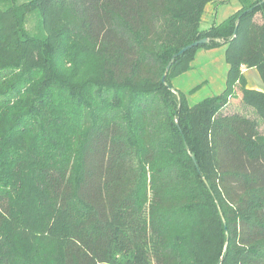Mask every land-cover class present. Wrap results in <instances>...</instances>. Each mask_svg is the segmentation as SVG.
I'll list each match as a JSON object with an SVG mask.
<instances>
[{
    "label": "trees",
    "instance_id": "16d2710c",
    "mask_svg": "<svg viewBox=\"0 0 264 264\" xmlns=\"http://www.w3.org/2000/svg\"><path fill=\"white\" fill-rule=\"evenodd\" d=\"M216 1L0 0V264L30 173L56 264H264V91L241 73L264 84V0L202 29ZM222 47L223 91L191 104L177 69Z\"/></svg>",
    "mask_w": 264,
    "mask_h": 264
},
{
    "label": "rangeland",
    "instance_id": "374dc122",
    "mask_svg": "<svg viewBox=\"0 0 264 264\" xmlns=\"http://www.w3.org/2000/svg\"><path fill=\"white\" fill-rule=\"evenodd\" d=\"M30 1L32 0H18L19 4ZM238 2L240 0H226V2L216 4L219 7L218 23L235 12ZM256 21L261 23V18L257 16ZM210 25L203 21L201 28L207 29ZM38 27L39 21L36 13L28 15L27 31L31 35H38ZM225 65L226 63L221 57H218V54H198L192 63L193 68L190 72L185 73L182 70L183 66L177 69V76L173 79V85L176 89L186 93L191 104L199 103L222 92L227 72V68L223 69ZM248 75L250 77L256 75L257 77L254 71ZM254 82V85H259L258 80ZM239 105L238 101L233 102L231 110H238ZM24 182L21 191L25 201L20 207L18 223L8 234L10 242L7 244L9 247L6 248L5 252V259H7L5 264H56L59 255L58 240L55 238L47 239L46 242L37 244V239L34 236V229L37 228L38 221L43 219V215L48 216L51 210L44 200V204L41 202V210L37 209L39 205L38 198L40 199V197L31 173L25 176ZM11 243L16 250L10 248ZM24 248L25 250L28 249V251H25ZM13 251H16V254Z\"/></svg>",
    "mask_w": 264,
    "mask_h": 264
},
{
    "label": "crops",
    "instance_id": "0c3cea01",
    "mask_svg": "<svg viewBox=\"0 0 264 264\" xmlns=\"http://www.w3.org/2000/svg\"><path fill=\"white\" fill-rule=\"evenodd\" d=\"M223 2H226V0L223 1ZM218 3H222V1L221 0H217L215 3L209 4L206 7V11H205V14H204V17H203L202 22L204 21V22H206L208 24H211V25L214 24V23L219 24L218 23V20H217V16H218V12H219V7H217V5H216ZM241 7H242L241 2H238L237 3V7H236L234 13L238 12L241 9ZM233 14H231V15H233ZM227 18H225L224 20H226ZM201 53L202 54H212V55H217L218 54V57H221V59H223L224 62H225V48L224 47L218 48V49H213V50H204V49H201V50L198 51L197 55L198 54H201ZM225 66H227V67H225ZM225 66L223 67V69L227 68V72H228V65L226 64ZM253 71L256 72L257 77H256V75H254L253 77H250L248 75L249 73H251ZM227 72H226V76H227ZM241 73L243 74V76L246 79L247 89H254V90H258V91H264V84L261 81L260 76H259V73H258V71L256 69H248L246 66H242ZM255 80H258L259 81V85H254V83H255L254 81ZM225 81H226V79H225ZM239 108L241 110H243V111L246 110V108H243L241 104L239 105ZM247 112H249V110Z\"/></svg>",
    "mask_w": 264,
    "mask_h": 264
},
{
    "label": "water",
    "instance_id": "95a60500",
    "mask_svg": "<svg viewBox=\"0 0 264 264\" xmlns=\"http://www.w3.org/2000/svg\"><path fill=\"white\" fill-rule=\"evenodd\" d=\"M237 28H238V26L236 27V30H237ZM209 41H210L209 39H203V40H200V41L194 43L193 45H191V46L185 48L184 50H182V51H181L180 53H178L177 55H175V56L171 59L169 65H168L167 68H166L165 74H164V76H163V83H166L165 81H166L167 74L169 73V71H170L172 65L174 64V62H175V60H176V58H177L178 56L185 54V52H187V51L190 50L191 48H196V47H199V46H201V45L207 44ZM205 183H206V182H205Z\"/></svg>",
    "mask_w": 264,
    "mask_h": 264
}]
</instances>
